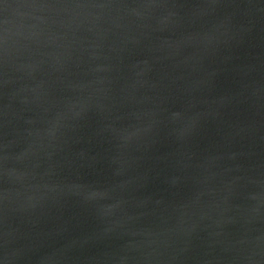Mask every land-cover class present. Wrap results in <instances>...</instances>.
<instances>
[{"label":"water","instance_id":"95a60500","mask_svg":"<svg viewBox=\"0 0 264 264\" xmlns=\"http://www.w3.org/2000/svg\"><path fill=\"white\" fill-rule=\"evenodd\" d=\"M0 264H264V0H0Z\"/></svg>","mask_w":264,"mask_h":264}]
</instances>
